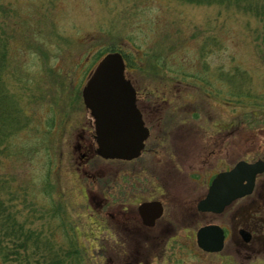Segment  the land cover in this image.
I'll use <instances>...</instances> for the list:
<instances>
[{
	"label": "rangeland",
	"instance_id": "obj_1",
	"mask_svg": "<svg viewBox=\"0 0 264 264\" xmlns=\"http://www.w3.org/2000/svg\"><path fill=\"white\" fill-rule=\"evenodd\" d=\"M258 27L233 8L180 0H0V40L23 112V129L0 147V191L5 204L15 206L19 224L61 254L74 243L96 264V252L80 249L89 243L72 228L84 201L70 160L78 124L89 116L83 87L113 50L128 58L136 85L182 82L195 103H209L208 111L199 108L206 116L232 124L244 160L264 159V45L253 36ZM158 134L154 129L149 150Z\"/></svg>",
	"mask_w": 264,
	"mask_h": 264
},
{
	"label": "flooded vegetation",
	"instance_id": "obj_2",
	"mask_svg": "<svg viewBox=\"0 0 264 264\" xmlns=\"http://www.w3.org/2000/svg\"><path fill=\"white\" fill-rule=\"evenodd\" d=\"M128 69L148 136L137 158L103 159L83 105L90 117L78 124L70 160L84 201L72 228L89 243L80 249L96 252V264H264V172L250 194L222 210L200 208L216 177L244 160L239 134L231 123L206 116L199 108L208 111L209 103H195L182 82L138 86ZM257 160L264 161H244ZM201 232L208 250L198 243Z\"/></svg>",
	"mask_w": 264,
	"mask_h": 264
},
{
	"label": "water",
	"instance_id": "obj_3",
	"mask_svg": "<svg viewBox=\"0 0 264 264\" xmlns=\"http://www.w3.org/2000/svg\"><path fill=\"white\" fill-rule=\"evenodd\" d=\"M81 94L94 120L97 154L103 159L137 158L148 132L136 109L133 87L125 77L122 55L118 52L105 55L95 66ZM263 172L262 160L238 162L230 171L216 177L200 208L203 211L222 210L233 200L250 194L255 177ZM205 241V232H201L198 243L208 250Z\"/></svg>",
	"mask_w": 264,
	"mask_h": 264
},
{
	"label": "trees",
	"instance_id": "obj_4",
	"mask_svg": "<svg viewBox=\"0 0 264 264\" xmlns=\"http://www.w3.org/2000/svg\"><path fill=\"white\" fill-rule=\"evenodd\" d=\"M195 5L224 6L238 13L250 16L260 23L254 31V39L264 45V0H180ZM7 45L0 40V147L9 143L11 138L23 129L20 118L23 112L12 90L14 78L6 53ZM117 50H113L115 52ZM105 55V54H104ZM103 55V56H104ZM127 66L129 60L123 55ZM264 60V57H262ZM264 63V62H263ZM15 71V70H14ZM230 78H226L232 86ZM0 191V259L12 264H89L85 254L70 242L69 249L60 253L49 246L47 239L40 234L25 229L16 218L15 206L3 200ZM71 236L67 237V239ZM57 248V247H56ZM62 249V248H61ZM63 252V251H62Z\"/></svg>",
	"mask_w": 264,
	"mask_h": 264
}]
</instances>
